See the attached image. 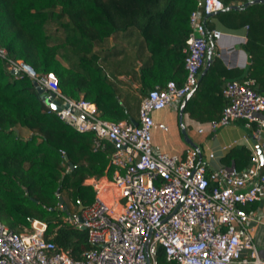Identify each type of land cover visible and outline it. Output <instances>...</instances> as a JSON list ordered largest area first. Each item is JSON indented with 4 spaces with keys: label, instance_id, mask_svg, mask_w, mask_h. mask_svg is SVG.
Returning a JSON list of instances; mask_svg holds the SVG:
<instances>
[{
    "label": "trees",
    "instance_id": "trees-1",
    "mask_svg": "<svg viewBox=\"0 0 264 264\" xmlns=\"http://www.w3.org/2000/svg\"><path fill=\"white\" fill-rule=\"evenodd\" d=\"M193 7L192 0H0V46L36 73L52 71L60 92L92 101L98 117L134 122L148 89L169 79L182 83ZM216 16L229 29L246 25L243 48L250 58L240 74L213 56L183 106L199 120L219 117L228 102L221 93L224 80L252 78L253 88L264 92V2L223 7ZM7 64L0 58V220L14 232L31 230L32 218L42 220L43 237L54 249L78 258L91 245L84 229L62 216L92 201L93 190L82 181L110 174L114 144L102 138L95 146L92 131L61 121L32 79L24 71L11 73ZM126 75L137 77L135 90ZM250 156L246 147L232 146L222 164L240 169ZM157 258L164 261L160 247Z\"/></svg>",
    "mask_w": 264,
    "mask_h": 264
},
{
    "label": "built area",
    "instance_id": "built-area-1",
    "mask_svg": "<svg viewBox=\"0 0 264 264\" xmlns=\"http://www.w3.org/2000/svg\"><path fill=\"white\" fill-rule=\"evenodd\" d=\"M192 1L182 47L184 79L181 84L169 79L148 89L140 97L136 122L98 117L92 101L62 94L52 71L36 73L22 60L8 58L0 46V58H7L9 70L24 71L48 93L42 98L47 107L51 99L66 102L57 110L49 107L61 121L78 131H92L95 146L102 138L114 144L110 174L82 181L92 188V201L62 216L64 223L84 229L91 246L73 258L43 237L44 221L32 218L31 230L14 232L0 220V264H264L249 224L260 222V215L239 208L257 200L264 190V169L260 171L255 149L236 169L208 166L193 146L169 153L151 141V111L165 106L178 110L198 79L206 47L222 34L216 28L208 30L204 20L224 7L223 0ZM252 84V78L224 80L221 93L227 104L218 118L207 120L197 131L240 120L263 151L264 92ZM157 126L166 128L162 123ZM158 247L163 262L158 261Z\"/></svg>",
    "mask_w": 264,
    "mask_h": 264
},
{
    "label": "crops",
    "instance_id": "crops-1",
    "mask_svg": "<svg viewBox=\"0 0 264 264\" xmlns=\"http://www.w3.org/2000/svg\"><path fill=\"white\" fill-rule=\"evenodd\" d=\"M224 7L243 4L245 0H223ZM205 27L219 29L222 34L215 40L212 46V57L217 56L226 68L240 69L243 74L249 64V53L243 48L246 40V25H241L233 29L226 28L218 20L216 12L207 16L204 20ZM244 35V39L242 36ZM225 50V51H224ZM130 80V87L135 90L139 81L136 76L126 75ZM131 90V89H130ZM141 97V96H140ZM264 115V110H263ZM153 126L151 127V141L162 151L169 153H182L184 148L192 146L187 143L180 132V125L184 126L185 132L190 140L195 144L198 150V159L206 161L208 166L216 167L222 164V157L232 146L242 145L250 150L260 144L251 136L249 130L240 120L229 121L218 125L214 130H208L204 127L201 132L197 131L199 125H205L206 120H199L188 115L182 110L178 117L177 110L165 106L161 109L151 111ZM137 119V114L135 115ZM136 122V120L134 121ZM162 123L165 129L157 124ZM212 153V156H208ZM257 154V152H256ZM260 171L264 169V150L262 151V160L259 159ZM232 166L230 162L228 165ZM239 208L245 212H255L260 215V222L249 223L252 226V241L260 256L264 257V190L259 198L248 204L241 205Z\"/></svg>",
    "mask_w": 264,
    "mask_h": 264
},
{
    "label": "water",
    "instance_id": "water-1",
    "mask_svg": "<svg viewBox=\"0 0 264 264\" xmlns=\"http://www.w3.org/2000/svg\"><path fill=\"white\" fill-rule=\"evenodd\" d=\"M252 2H264V0H248V1H245L243 3V6L244 5H247L249 3H252ZM229 7H236L235 5H230V6H227V8ZM212 46L211 45H208L206 47V51H205V58H204V63H203V67L201 69V71L199 72V75H198V79L199 77L205 72V70L208 68V66L210 65V63L212 62ZM30 67V66H29ZM31 68V67H30ZM11 73H14V74H17L18 73V70H10ZM197 79V80H198ZM197 83V81H196ZM196 83L193 85V87L184 95V97L182 98V100L180 101V104H179V107H178V117L181 116L182 114V110H183V106H184V103L186 101V99L188 98V96L191 94L192 90L195 88V85ZM32 84L34 85L36 91L40 94L41 98H44L48 93L46 91H44L42 89V87L40 85H38L36 83V81L34 79H32ZM50 94V97L48 99H51V97L53 96V92H49ZM66 106V102L65 101H61L59 102L57 99H51L50 102H49V107L52 108V109H60L62 107H65ZM15 132L17 133L18 130L16 127H12ZM180 132L182 134V137L183 139L189 143L190 145H192L193 147H195V144L190 140V138L187 136L186 132H185V129H184V126L183 125H180ZM256 152L259 156V159L262 160V147L259 146L258 144L256 145ZM64 159H66V161L69 163V167H72V164L70 163V161L67 160V157L66 155H64ZM58 189L55 190V193H57ZM61 201V200H60ZM81 206H79V208H81ZM63 208H65V205L63 206ZM149 264V263H147Z\"/></svg>",
    "mask_w": 264,
    "mask_h": 264
},
{
    "label": "rangeland",
    "instance_id": "rangeland-1",
    "mask_svg": "<svg viewBox=\"0 0 264 264\" xmlns=\"http://www.w3.org/2000/svg\"><path fill=\"white\" fill-rule=\"evenodd\" d=\"M47 28L50 31H54L55 24L54 23H49V25H47ZM57 207H60V205L58 203H57ZM62 207H63V205H62ZM72 207H74V206H72ZM72 207H71V209H73Z\"/></svg>",
    "mask_w": 264,
    "mask_h": 264
}]
</instances>
